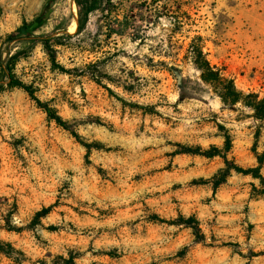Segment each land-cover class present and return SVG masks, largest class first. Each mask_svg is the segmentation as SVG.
Masks as SVG:
<instances>
[{
	"label": "rangeland",
	"instance_id": "374dc122",
	"mask_svg": "<svg viewBox=\"0 0 264 264\" xmlns=\"http://www.w3.org/2000/svg\"><path fill=\"white\" fill-rule=\"evenodd\" d=\"M47 1L0 0V71L16 58L67 125L0 92V264H264V185L231 169L214 188L228 166L264 161V122L223 104L189 54L200 37L212 66L263 99L264 0H96L80 33L77 0H56L32 39H9Z\"/></svg>",
	"mask_w": 264,
	"mask_h": 264
},
{
	"label": "trees",
	"instance_id": "16d2710c",
	"mask_svg": "<svg viewBox=\"0 0 264 264\" xmlns=\"http://www.w3.org/2000/svg\"><path fill=\"white\" fill-rule=\"evenodd\" d=\"M55 1L56 0H48L44 6L43 12L37 20H35L31 24L25 22L20 28L15 31V33L9 36V39L12 40L21 37H26V39H32L34 33L39 28H41L43 22L47 19L48 14ZM77 5L79 6L78 33H80L85 29L90 14L97 11L98 8L96 0H86L85 2H79V0H77ZM41 43L44 46V49L47 51L52 65L55 68L60 69L62 72H65L64 68L60 67L56 63L55 50L51 45V39L49 37H46L41 40ZM189 54L192 55L193 63L197 70H199L201 73V80L215 90V93L221 99L223 104L227 106H234L238 103H243L247 108L253 110V117L255 120L259 122H264V98L260 99L259 96L256 94L244 95L242 92L238 91L233 80L225 78L220 69L211 65L207 58V54L203 50L202 39L200 37L195 38L193 40L189 48ZM15 61L16 58H12L11 62L6 66L3 62H1L0 76L5 78L6 82H4L3 86L0 87V92L4 89L5 86L9 89L17 88L23 90L32 99L36 101L37 105L44 110L50 120L55 121L59 126L64 127L66 129V122H64L62 118L59 117L56 112L51 109L47 104H44L37 100V98L35 97L34 90L31 86L24 84L21 80L16 77L13 68ZM230 149L231 139L230 136H226L224 152L227 153L230 151ZM203 155L208 158L222 155V157L226 161L227 166L229 165V162L226 160L225 155H223V153L218 149H213V151L204 152ZM258 160L259 167L254 169L243 170L241 168H231L230 166H228L224 174H222L219 180L214 183V188L216 189L226 182V179L229 176L231 169H235L236 172L244 175H251L254 179H259L261 181V184L264 185V178L260 174L261 166L263 165L264 161L262 158H258ZM254 189L255 191H257L255 187ZM260 194L264 195V190H262ZM43 213L47 214L48 210H45ZM181 222L192 228L197 237H200L199 224L195 218H189L188 220L181 218Z\"/></svg>",
	"mask_w": 264,
	"mask_h": 264
}]
</instances>
